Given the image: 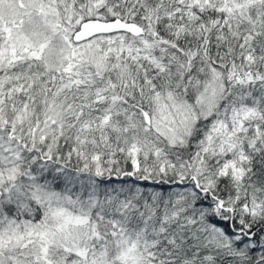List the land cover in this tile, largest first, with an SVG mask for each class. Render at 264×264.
<instances>
[{"label":"snow or ice","instance_id":"6c2138e0","mask_svg":"<svg viewBox=\"0 0 264 264\" xmlns=\"http://www.w3.org/2000/svg\"><path fill=\"white\" fill-rule=\"evenodd\" d=\"M0 264H264V0H0Z\"/></svg>","mask_w":264,"mask_h":264}]
</instances>
